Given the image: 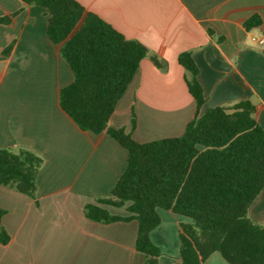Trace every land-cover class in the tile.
Masks as SVG:
<instances>
[{
	"label": "crops",
	"instance_id": "1",
	"mask_svg": "<svg viewBox=\"0 0 264 264\" xmlns=\"http://www.w3.org/2000/svg\"><path fill=\"white\" fill-rule=\"evenodd\" d=\"M75 1L150 52L117 102L110 128L139 144L181 136L196 111L178 63L190 51L205 97L199 115L249 100L264 131V52L250 43L252 35L264 34V0ZM10 15L0 24V149L28 150L43 163L34 197L0 185L1 226L9 237L0 242V264H145L134 247L135 220L104 224L85 217L89 204L129 215L127 205L99 203L123 173L127 152L106 133L81 131L61 110L59 91L72 74L60 45L47 36V9L0 0V18ZM252 16L260 24L246 30ZM158 212L161 223L150 239L170 251L158 264H181L180 224L190 221ZM248 217L264 225V188ZM204 264L227 263L215 252Z\"/></svg>",
	"mask_w": 264,
	"mask_h": 264
},
{
	"label": "trees",
	"instance_id": "2",
	"mask_svg": "<svg viewBox=\"0 0 264 264\" xmlns=\"http://www.w3.org/2000/svg\"><path fill=\"white\" fill-rule=\"evenodd\" d=\"M48 11L47 36L60 45L72 81L59 91V106L83 132L106 133L127 152L126 166L103 206L122 208V217L89 204L85 217L110 224L135 220V250L145 264H158L159 249L150 233L160 225L159 210L190 222L181 223V264H204L217 252L227 264H264V225L248 217V209L264 188V131L249 100L207 109L198 69L190 51L178 63L191 75L185 78L195 102V117L179 137L139 144L108 122L141 61L150 52L140 42L126 39L75 0H21ZM13 15L0 18L7 24ZM257 16L244 23L259 26ZM12 50L9 46L4 54ZM153 62H158L152 57ZM135 121L132 116V126ZM43 161L28 150L0 149V185L34 197L35 180ZM0 242L9 237L1 226Z\"/></svg>",
	"mask_w": 264,
	"mask_h": 264
},
{
	"label": "built area",
	"instance_id": "3",
	"mask_svg": "<svg viewBox=\"0 0 264 264\" xmlns=\"http://www.w3.org/2000/svg\"><path fill=\"white\" fill-rule=\"evenodd\" d=\"M250 43L261 52H264V34L252 35L250 37Z\"/></svg>",
	"mask_w": 264,
	"mask_h": 264
},
{
	"label": "rangeland",
	"instance_id": "4",
	"mask_svg": "<svg viewBox=\"0 0 264 264\" xmlns=\"http://www.w3.org/2000/svg\"><path fill=\"white\" fill-rule=\"evenodd\" d=\"M187 77H188V78H191V75L187 73ZM167 241H168L169 243L171 242L169 238L167 239ZM152 243H153V242H152ZM153 244H154V243H153ZM154 245H155V244H154ZM170 245H171V244H170ZM155 246L159 249L160 257H161V255H162V252H163V251L165 252V254L168 253V252H170L169 250H167V249H166L164 246H162V245H160V246H162L161 249L159 248L160 246H159V247H158L157 245H155ZM164 257H165V256H164Z\"/></svg>",
	"mask_w": 264,
	"mask_h": 264
}]
</instances>
